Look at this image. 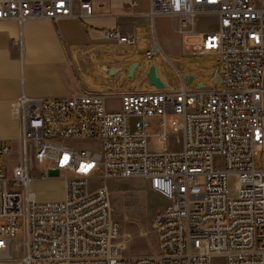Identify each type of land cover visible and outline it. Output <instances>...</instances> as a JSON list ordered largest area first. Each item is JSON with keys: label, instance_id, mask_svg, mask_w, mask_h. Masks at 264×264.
<instances>
[{"label": "built area", "instance_id": "obj_1", "mask_svg": "<svg viewBox=\"0 0 264 264\" xmlns=\"http://www.w3.org/2000/svg\"><path fill=\"white\" fill-rule=\"evenodd\" d=\"M150 1L149 15L167 17L188 51L219 55L221 88L188 90L187 76L180 90L23 93L18 156L11 160V144L0 141L1 260L13 259L22 234V264H264V7L255 0ZM94 14L93 0H0V20L20 24ZM110 16L120 21L127 13ZM104 36L136 44L119 29ZM160 50L156 40L146 57ZM116 96L121 107L108 108ZM151 118L160 131L151 132ZM175 132L183 135L180 151L153 148ZM74 138L92 145L78 148ZM62 174L63 198L40 199L35 185ZM132 179L165 202L153 217L156 254H123L110 183Z\"/></svg>", "mask_w": 264, "mask_h": 264}, {"label": "rangeland", "instance_id": "obj_2", "mask_svg": "<svg viewBox=\"0 0 264 264\" xmlns=\"http://www.w3.org/2000/svg\"><path fill=\"white\" fill-rule=\"evenodd\" d=\"M257 6L264 7V0H255ZM149 26L137 27L136 37L139 47L149 45L156 40L161 50L154 53L152 59L146 57V52H138L135 45L112 43L110 46L101 47V52L92 53L89 74L86 75V84L89 91L103 94H121L135 92L157 91L149 84L148 74L151 66H156L157 76L162 79L166 90H180L183 88V77L194 75L193 82L187 84L188 90L197 89L202 83L206 89H220L221 86L212 82L214 73L219 69V55L210 53L206 55L193 54L186 49L187 42L176 34L167 17L156 21V28ZM154 32V34H153ZM134 36V35H133ZM155 36V38H154ZM135 37V36H134ZM113 41V40H110ZM115 42V41H114ZM106 63V64H105ZM139 63L133 77L128 76L129 68ZM106 67L122 68V71L111 75ZM189 81V80H188ZM110 109H119L122 100L118 96L110 97L106 101ZM151 132L160 131L159 119H149ZM133 125V122H132ZM70 142L78 148H89L92 144L84 139H70ZM153 148L157 151H180L183 148V135L175 132L167 144L155 140ZM18 156L12 154L11 160ZM263 159V148H259L257 156L258 165ZM64 174L54 181L40 182L35 185L38 197L44 201H55L63 198ZM112 206L115 218L120 222L122 234L120 241L123 245L124 255L156 254L158 250V233L153 220L155 212L165 204L164 200L156 195L140 179L112 181ZM22 234L15 240L13 245L14 257L12 260H1L0 264H22V255L18 254L19 243ZM226 259H213V264H225Z\"/></svg>", "mask_w": 264, "mask_h": 264}, {"label": "crops", "instance_id": "obj_3", "mask_svg": "<svg viewBox=\"0 0 264 264\" xmlns=\"http://www.w3.org/2000/svg\"><path fill=\"white\" fill-rule=\"evenodd\" d=\"M93 1L95 14L73 22L36 19L20 24L0 20V141L11 144L14 153L18 154L21 147L17 99L23 93L52 98L89 91L86 75L90 62L94 64L92 53L118 43L106 39L104 30L133 34L138 52L149 51V45L139 47L136 28L152 26L154 30L156 21L163 18L149 15L150 0ZM114 10L127 16L117 21L110 16Z\"/></svg>", "mask_w": 264, "mask_h": 264}, {"label": "water", "instance_id": "obj_4", "mask_svg": "<svg viewBox=\"0 0 264 264\" xmlns=\"http://www.w3.org/2000/svg\"><path fill=\"white\" fill-rule=\"evenodd\" d=\"M139 66V63H134L128 70V76L129 77H133L134 73L136 71V68ZM107 70H109L111 75L117 74L118 72H120V69L117 68H109L106 67ZM194 78V75H191L188 81V84L190 83V81ZM148 80H149V84L153 87H155L156 89H164L166 86L164 84V82L162 81V79L160 77L157 76L156 73V66H151L149 74H148ZM212 82L214 84H218L220 82V76H219V72L218 70L214 73V76L212 78ZM204 86L203 84H199L198 87H202Z\"/></svg>", "mask_w": 264, "mask_h": 264}, {"label": "bare ground", "instance_id": "obj_5", "mask_svg": "<svg viewBox=\"0 0 264 264\" xmlns=\"http://www.w3.org/2000/svg\"><path fill=\"white\" fill-rule=\"evenodd\" d=\"M20 262V261H19ZM18 262H16L15 264H17ZM21 263V262H20Z\"/></svg>", "mask_w": 264, "mask_h": 264}]
</instances>
